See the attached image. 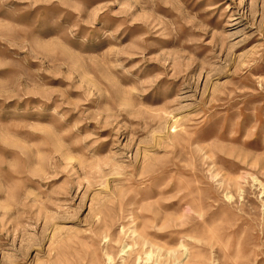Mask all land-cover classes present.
I'll use <instances>...</instances> for the list:
<instances>
[{
    "label": "rangeland",
    "instance_id": "374dc122",
    "mask_svg": "<svg viewBox=\"0 0 264 264\" xmlns=\"http://www.w3.org/2000/svg\"><path fill=\"white\" fill-rule=\"evenodd\" d=\"M0 264H264V0H0Z\"/></svg>",
    "mask_w": 264,
    "mask_h": 264
}]
</instances>
